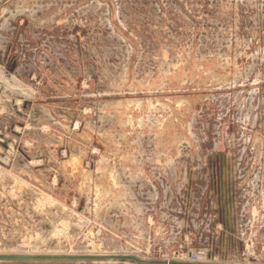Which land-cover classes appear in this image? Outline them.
Returning <instances> with one entry per match:
<instances>
[{
  "label": "rangeland",
  "instance_id": "obj_1",
  "mask_svg": "<svg viewBox=\"0 0 264 264\" xmlns=\"http://www.w3.org/2000/svg\"><path fill=\"white\" fill-rule=\"evenodd\" d=\"M1 78L0 253L147 261L0 264H264V0H0Z\"/></svg>",
  "mask_w": 264,
  "mask_h": 264
},
{
  "label": "crops",
  "instance_id": "obj_2",
  "mask_svg": "<svg viewBox=\"0 0 264 264\" xmlns=\"http://www.w3.org/2000/svg\"><path fill=\"white\" fill-rule=\"evenodd\" d=\"M0 82L2 83V78L0 79ZM1 89V87H0ZM1 91V90H0ZM0 93H3L0 92ZM11 132H14L15 129L12 128V126L8 127ZM2 129H7L6 127H2ZM2 135V136H1ZM15 136L7 135V134H2L0 132V162L1 160H5L4 158L7 157L5 154H2V149L3 150H9L10 147L13 145V141L16 140L14 138ZM5 155V157H4ZM6 161V160H5ZM256 179H259L261 176L257 173L256 174ZM225 205L222 207L220 206L219 209H221L222 213V220H220V231L222 234V243L225 246L227 241L229 242V236H233L235 238H238L239 240H242L246 243L245 246L248 244H252L253 242V237L256 235L257 231L261 228L264 229V213L261 212L260 210H264V201L261 202L262 206H251L250 209V215L245 216L244 209L246 206L242 207H237L234 203L229 204V202L224 203ZM223 208V209H222ZM257 208L259 211H257ZM255 209V210H254ZM258 212V213H257ZM244 215V216H243ZM242 217L244 220H242ZM235 233V234H234ZM238 235H245V239H241V237H238ZM248 243V244H247ZM226 247V246H225ZM247 252V251H246ZM236 253V252H233ZM244 253V252H243ZM236 254H234L235 256ZM220 257H222L224 260L223 262H216V263H239V264H247V263H241V262H230L227 259L230 257V252L227 250H223L221 254H219ZM215 263V262H213Z\"/></svg>",
  "mask_w": 264,
  "mask_h": 264
},
{
  "label": "water",
  "instance_id": "obj_3",
  "mask_svg": "<svg viewBox=\"0 0 264 264\" xmlns=\"http://www.w3.org/2000/svg\"><path fill=\"white\" fill-rule=\"evenodd\" d=\"M119 258V259H134L136 261H147L144 259H139L133 255L128 254H109V255H90V254H7L0 253V258H67V259H77V258ZM162 264H230V263H213V262H190V261H178V260H154ZM239 264V263H234Z\"/></svg>",
  "mask_w": 264,
  "mask_h": 264
},
{
  "label": "built area",
  "instance_id": "obj_4",
  "mask_svg": "<svg viewBox=\"0 0 264 264\" xmlns=\"http://www.w3.org/2000/svg\"><path fill=\"white\" fill-rule=\"evenodd\" d=\"M204 252L202 251H196V252H188V253H174L173 256L176 258L175 260L178 261H190V262H197L200 260L202 256H204Z\"/></svg>",
  "mask_w": 264,
  "mask_h": 264
}]
</instances>
